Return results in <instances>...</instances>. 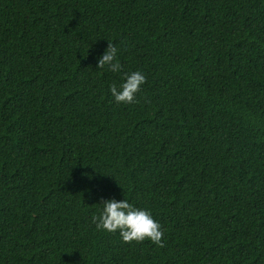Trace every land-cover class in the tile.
<instances>
[{"label":"trees","instance_id":"16d2710c","mask_svg":"<svg viewBox=\"0 0 264 264\" xmlns=\"http://www.w3.org/2000/svg\"><path fill=\"white\" fill-rule=\"evenodd\" d=\"M0 264H264V0H0Z\"/></svg>","mask_w":264,"mask_h":264},{"label":"clouds","instance_id":"9594fccd","mask_svg":"<svg viewBox=\"0 0 264 264\" xmlns=\"http://www.w3.org/2000/svg\"><path fill=\"white\" fill-rule=\"evenodd\" d=\"M117 52L118 49L109 42L107 50L98 61V69L107 68L113 73L120 72L121 65L117 61ZM145 83L146 77L140 71H136L127 74L125 82L119 88L113 84L110 91L117 104H132ZM101 205L103 207L100 215L92 217L97 230L119 232L122 241L126 244L148 240L158 247H164L161 225L154 220L150 212L135 208L127 198L120 201L115 198L105 200Z\"/></svg>","mask_w":264,"mask_h":264}]
</instances>
